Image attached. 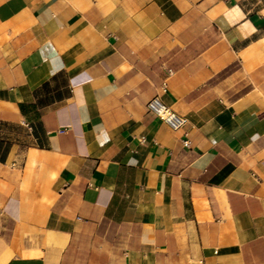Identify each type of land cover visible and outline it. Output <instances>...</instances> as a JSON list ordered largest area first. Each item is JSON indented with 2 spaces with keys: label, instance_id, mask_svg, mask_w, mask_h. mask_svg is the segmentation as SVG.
Returning <instances> with one entry per match:
<instances>
[{
  "label": "crops",
  "instance_id": "1",
  "mask_svg": "<svg viewBox=\"0 0 264 264\" xmlns=\"http://www.w3.org/2000/svg\"><path fill=\"white\" fill-rule=\"evenodd\" d=\"M0 264H264V0H0Z\"/></svg>",
  "mask_w": 264,
  "mask_h": 264
},
{
  "label": "built area",
  "instance_id": "2",
  "mask_svg": "<svg viewBox=\"0 0 264 264\" xmlns=\"http://www.w3.org/2000/svg\"><path fill=\"white\" fill-rule=\"evenodd\" d=\"M169 72L171 73V70ZM147 106L150 112L174 131L180 130L188 122L186 117L172 111L159 97L152 99ZM184 143L189 145V141H184Z\"/></svg>",
  "mask_w": 264,
  "mask_h": 264
},
{
  "label": "rangeland",
  "instance_id": "3",
  "mask_svg": "<svg viewBox=\"0 0 264 264\" xmlns=\"http://www.w3.org/2000/svg\"><path fill=\"white\" fill-rule=\"evenodd\" d=\"M16 134H17V135H22V136H23V131L20 130V129H17ZM21 146H24V145L21 144Z\"/></svg>",
  "mask_w": 264,
  "mask_h": 264
}]
</instances>
